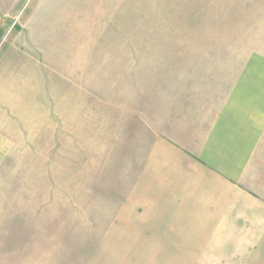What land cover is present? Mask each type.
Returning a JSON list of instances; mask_svg holds the SVG:
<instances>
[{"label": "rangeland", "instance_id": "1", "mask_svg": "<svg viewBox=\"0 0 264 264\" xmlns=\"http://www.w3.org/2000/svg\"><path fill=\"white\" fill-rule=\"evenodd\" d=\"M263 13L264 0H0V264L114 250L102 242L149 120L191 96L185 74L210 85L234 68L222 61L264 59Z\"/></svg>", "mask_w": 264, "mask_h": 264}, {"label": "crops", "instance_id": "2", "mask_svg": "<svg viewBox=\"0 0 264 264\" xmlns=\"http://www.w3.org/2000/svg\"><path fill=\"white\" fill-rule=\"evenodd\" d=\"M222 62L234 68L210 85L185 74L191 96L148 121L126 214L102 242L114 250L83 264H264V59Z\"/></svg>", "mask_w": 264, "mask_h": 264}]
</instances>
